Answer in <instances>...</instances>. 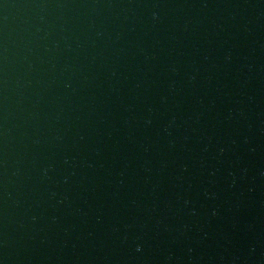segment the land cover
Instances as JSON below:
<instances>
[{"label":"water","instance_id":"1","mask_svg":"<svg viewBox=\"0 0 264 264\" xmlns=\"http://www.w3.org/2000/svg\"><path fill=\"white\" fill-rule=\"evenodd\" d=\"M0 264H264V0H0Z\"/></svg>","mask_w":264,"mask_h":264}]
</instances>
